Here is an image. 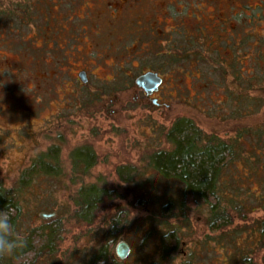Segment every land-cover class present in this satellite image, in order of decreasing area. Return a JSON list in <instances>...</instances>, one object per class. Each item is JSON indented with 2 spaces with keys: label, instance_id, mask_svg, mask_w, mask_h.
<instances>
[{
  "label": "rangeland",
  "instance_id": "rangeland-1",
  "mask_svg": "<svg viewBox=\"0 0 264 264\" xmlns=\"http://www.w3.org/2000/svg\"><path fill=\"white\" fill-rule=\"evenodd\" d=\"M168 1L55 0L56 4L41 7L40 22L48 20L51 24L46 37L62 25L74 26L79 35L70 46L66 45L73 48L74 55L66 57L62 52L56 53L48 62L49 69L43 68L40 62L25 69L21 55L4 49L7 39L5 34L0 36V183L6 189L13 187L20 171L34 157L52 146L59 147L56 160L62 173L35 175L17 197L21 215L16 231L21 235L47 218L57 216L62 223V237L54 261L50 263V259L43 258L37 264H85L103 241L102 229L108 215L117 204L130 206L137 197L145 199L146 205L132 208L129 221L117 239V242L125 240L130 247L128 255L122 258L127 262L157 257L159 235L164 228L158 223L159 206L171 201L174 215L169 221L177 227L180 239L175 252L163 264H186L188 260L191 264H264V246L259 242V221L264 218V104L257 113L247 117H219L209 112L217 101H200L202 97L207 100L206 93L200 92L202 79L194 83L174 75L163 76L158 90L150 96L135 85L120 91L109 88L103 91L100 87L120 69L116 63L123 64L127 58L141 55L144 45L151 44H139L145 32L151 30L161 35L173 23ZM180 1L185 4L186 0ZM189 1L194 4L195 0ZM234 3L240 5V0H206L201 2V7L209 9L206 17L218 20L222 17L214 13L225 16ZM63 16L68 19L64 21ZM190 18L186 21L192 26ZM59 32L63 34L62 30ZM132 37L134 41L129 40ZM37 43L42 45V38ZM43 49V46L32 47L29 55L39 57ZM254 52L244 42L238 46L235 60L243 62L246 69L254 65ZM62 59L63 66L53 67ZM82 69L90 80L88 85L78 77ZM186 81L190 89L186 88ZM85 93L99 98L90 105L85 104ZM197 94H200L199 100L193 101ZM151 97L157 98L158 103H153ZM176 116H189L205 132L224 138L234 137L241 125L263 127L262 135L241 138V157L221 178V191L244 201L249 216L246 220L237 216L233 204L229 207L233 224L212 231L205 222L204 203L198 209L180 206L182 186L178 180L163 177L152 169H147L133 184L118 178L117 164L145 165L151 150L171 147L163 132ZM77 146H87L95 154L96 161L89 174L84 175V181H98L120 192L128 191L125 198L116 199L108 209L100 211L93 224L70 217L74 207L70 194L80 183L71 179L72 152ZM42 211L52 215L44 217L40 215Z\"/></svg>",
  "mask_w": 264,
  "mask_h": 264
},
{
  "label": "trees",
  "instance_id": "trees-1",
  "mask_svg": "<svg viewBox=\"0 0 264 264\" xmlns=\"http://www.w3.org/2000/svg\"><path fill=\"white\" fill-rule=\"evenodd\" d=\"M205 1L195 0L192 4L186 0L183 4L180 0H169L167 8L173 23L166 31H162L161 35H155L151 30L145 32L138 42L151 44L144 45L145 50L141 55L127 58L123 64L116 63L120 69L108 83L99 85L103 91L107 88L120 91L133 86V79L138 72L152 69L161 72L165 78L174 75L194 83L202 79L200 92L206 93L207 100L197 94L193 101H198L199 98L200 101H217L210 109V114L238 119L257 113L264 104V0H240V5L230 4L225 16L214 13L222 17L218 20L205 16L209 10L204 9L205 6L201 7V2ZM50 4H56L55 0H0V36L5 34L7 39L4 49L18 52L24 67L26 66L25 69L34 67L38 62L43 68L49 69L51 65H48V62L50 63L52 57H56V53L62 52L63 56L69 57L74 52L73 48L67 47L79 37L74 26L65 28V25H62L60 30L58 28L46 37L51 24L48 20L40 22L39 11L41 7L46 8ZM191 6L192 9H189ZM212 9L214 11V8ZM63 18L64 21L68 19L64 16ZM186 18L192 19V26ZM166 21L165 19L164 22ZM61 30L63 34H60ZM27 33L29 35H26ZM39 38H42V45L37 43ZM129 40L134 41V37ZM244 42L249 49L255 51L254 65L246 69L243 62L235 60L238 46ZM41 46L44 49L39 57L29 55L30 48ZM68 50L72 51L67 52ZM63 59L56 61L53 67L63 66ZM122 66L131 71L127 72ZM86 82L84 83L87 85L90 83L88 76ZM186 88L190 89L188 81ZM83 98L85 104L90 105L99 97L85 93ZM262 133L263 127L241 125L234 137L224 138L213 132H205L189 116H176L163 132L171 147L151 150L145 165L117 164L115 173L127 184L136 183L147 169L155 170L163 177L178 180L182 186L180 206L198 209L204 203L207 207L205 222L209 229L223 230L233 224L234 217L229 208L233 204L232 209L240 219L246 220L249 217L244 201L228 195L224 190L221 191L223 173L240 159L241 138L246 135L251 139L252 135L257 137ZM58 148L52 146L49 151L34 157L31 163L20 171L13 187L6 189L0 183V210L8 206L17 209L12 217L15 228L21 215V205L17 197L23 188L39 173H62V168L56 160ZM72 156L71 179L74 183L80 180V183L70 194L74 204L70 217L85 224H93L100 211L108 209L116 199L125 198L128 191L120 192L117 188L101 185L98 181H84V175L89 174L92 163L96 161L95 154L87 146H77ZM262 204L264 205V197ZM145 205V199L142 197L134 199L130 206L117 204L104 221L102 243L85 264H163L164 260L175 252L180 239L177 227L169 221V217L174 215L171 201H165L159 206L158 223L164 228L159 235L156 258L129 263L117 257L114 252V245L129 221L132 208ZM259 225V242L264 246V218L259 221ZM62 230V223L57 216L47 218L28 229L23 236L28 241L31 264H37L43 258L50 259V263L54 261ZM3 264L21 262L13 257L3 261ZM186 264L191 262L188 260Z\"/></svg>",
  "mask_w": 264,
  "mask_h": 264
},
{
  "label": "clouds",
  "instance_id": "clouds-1",
  "mask_svg": "<svg viewBox=\"0 0 264 264\" xmlns=\"http://www.w3.org/2000/svg\"><path fill=\"white\" fill-rule=\"evenodd\" d=\"M17 209L8 206L0 210V264L8 258H17L21 264H31L27 238L16 231L12 217Z\"/></svg>",
  "mask_w": 264,
  "mask_h": 264
},
{
  "label": "water",
  "instance_id": "water-1",
  "mask_svg": "<svg viewBox=\"0 0 264 264\" xmlns=\"http://www.w3.org/2000/svg\"><path fill=\"white\" fill-rule=\"evenodd\" d=\"M78 76L83 82L87 81V73L84 69L78 72ZM162 81L163 76L158 71L152 69L138 73L133 79L135 86L142 89L146 95H150L154 91L158 90ZM151 100L154 103L157 102V98L155 97H153ZM40 215L46 217L52 215V213H46L42 211ZM115 251L118 257L124 258L128 255L130 247L125 240L120 239L115 245Z\"/></svg>",
  "mask_w": 264,
  "mask_h": 264
},
{
  "label": "flooded vegetation",
  "instance_id": "flooded-vegetation-1",
  "mask_svg": "<svg viewBox=\"0 0 264 264\" xmlns=\"http://www.w3.org/2000/svg\"><path fill=\"white\" fill-rule=\"evenodd\" d=\"M145 94V93H144ZM146 95V94H145ZM151 95V94H150ZM150 95H147V96H150ZM153 97H151L150 99H152ZM152 101V100H151ZM154 103V102H153ZM155 103H158V100H157V102H155Z\"/></svg>",
  "mask_w": 264,
  "mask_h": 264
}]
</instances>
